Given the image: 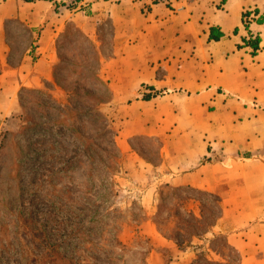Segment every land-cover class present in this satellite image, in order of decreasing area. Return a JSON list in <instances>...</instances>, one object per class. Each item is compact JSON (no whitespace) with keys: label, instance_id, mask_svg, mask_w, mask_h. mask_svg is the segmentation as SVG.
I'll use <instances>...</instances> for the list:
<instances>
[{"label":"crops","instance_id":"crops-1","mask_svg":"<svg viewBox=\"0 0 264 264\" xmlns=\"http://www.w3.org/2000/svg\"><path fill=\"white\" fill-rule=\"evenodd\" d=\"M147 3L60 13L56 0L0 2V97H8L0 98V114L16 110L24 88L55 84L57 40L69 22L89 37L109 22L118 53L101 71L127 161L133 137L159 139V167L135 153L145 172L139 179L161 168L170 173L165 184L219 192L224 214L216 227L241 264H264V0ZM13 20L36 34L15 65L6 39Z\"/></svg>","mask_w":264,"mask_h":264},{"label":"rangeland","instance_id":"rangeland-1","mask_svg":"<svg viewBox=\"0 0 264 264\" xmlns=\"http://www.w3.org/2000/svg\"><path fill=\"white\" fill-rule=\"evenodd\" d=\"M128 1L141 2L143 10L149 6V0H81L74 10L61 5L58 12ZM68 26L70 34L59 43L62 61L58 57L55 65L64 88L55 82L43 89L46 94L21 91L16 110L0 114V264H64L62 257L74 264H205V259L241 264L243 255L224 248V238L211 248L213 234L226 236L216 227L224 207L213 232L178 249L174 238L181 217L189 211L198 215L201 208L209 217L216 200L165 184L166 169H150L140 180L145 172L135 153L159 167L162 142L133 137L134 158L127 161L118 145L115 104H101L106 121L97 122L74 105L80 96L91 103L85 93L93 86L103 92L94 78L105 79L101 69L118 49L109 22L89 41L74 34L75 23ZM7 28L8 58L15 65L36 34L17 20Z\"/></svg>","mask_w":264,"mask_h":264},{"label":"trees","instance_id":"trees-1","mask_svg":"<svg viewBox=\"0 0 264 264\" xmlns=\"http://www.w3.org/2000/svg\"><path fill=\"white\" fill-rule=\"evenodd\" d=\"M26 1H33V0H26ZM69 3L67 5L66 0L65 1H58L56 2L55 5V10L58 12L59 7L61 5L67 6V8L74 10L75 8H77L81 2V0H68ZM69 25V23H68ZM66 25V28L64 30V32L61 34V36L59 37V39L57 40V50L59 51L60 48V42L62 39H65L66 37H68V34H70V27ZM73 25V24H71ZM101 29V27L99 28V30ZM98 33V32H97ZM75 35H78L79 37H83L85 40L89 41V38L87 35H85L79 28L76 30V33H74ZM259 40V39H258ZM257 38L255 40H251L249 39L247 41V43L253 45L254 42L258 41ZM35 42V41H33ZM32 42V43H33ZM31 48H34L33 44L31 45ZM30 48V49H31ZM59 59L62 61V57L58 54ZM58 68V67H56ZM59 69H63L62 67H60ZM95 80V84L97 86H99L101 89H103V92L100 91V89L98 87H91L90 90L86 91L85 95L88 96V98L92 101L91 103H86L87 101L84 100V98L82 96H80V98L76 101V103H74V105L76 107H78L80 110H85L84 112L86 114H89L90 117H92L94 119L95 122L102 120V121H106L105 118L101 115L100 111H99V106L101 104L104 103H108L112 100V92L108 86V83L105 79H103L100 76H96L94 78ZM54 82L57 83V85H59V87H63V85L60 83V77L58 74H56L55 69H54ZM31 91L33 89H26L24 88L22 91ZM36 91L37 93L40 94H46V92H44L43 90H33ZM99 92V93H98ZM102 93V94H100ZM83 98V99H82ZM84 101V102H83ZM23 103V102H21ZM62 108V107H59ZM65 108V106H63L62 108V112L63 109ZM142 136H139V138ZM139 156L143 157V155L141 153H139ZM145 159V157H144ZM147 160V159H146ZM147 162L151 163L149 160H147ZM188 189H191L193 191H197L199 193L205 194L207 196H210L211 198H214L216 200V204H217V209L215 211H213L209 217H207L205 215V211L201 208L200 210V214H196L193 211H189L187 217H181L180 219V225L178 226V230L176 231L175 234V244L178 247V249L180 250H185L187 247H193V240L194 239H202L203 235H206L210 232H213V228L217 225V221L219 219V213L221 211H223V205H222V201H221V196L219 195V193H211V192H207V191H201V190H197L191 187H187ZM179 189H183V187H178L176 190ZM186 229L188 230V232L186 234L181 233V231H186ZM76 231V230H75ZM222 242V246L226 249H229L231 252L236 253L237 255H239L238 250H236L235 248H233L228 240L227 237L224 235H219V234H213V238L210 240L211 242V248L214 247V243H216V241H220L221 239H223ZM116 239V238H115ZM53 253L50 254V258L51 256H53ZM55 254V253H54ZM232 255V253H231ZM67 258V257H66ZM62 259L64 260V264H74V259L71 258H67L65 259L64 257H62ZM205 264H225L222 262H213V261H209L208 259H205ZM226 264H230V263H226Z\"/></svg>","mask_w":264,"mask_h":264}]
</instances>
